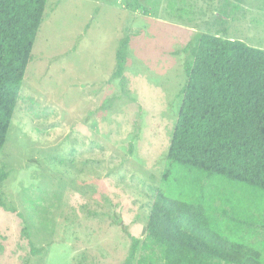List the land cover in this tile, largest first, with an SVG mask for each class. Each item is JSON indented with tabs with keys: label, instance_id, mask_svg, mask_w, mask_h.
I'll return each instance as SVG.
<instances>
[{
	"label": "rangeland",
	"instance_id": "1",
	"mask_svg": "<svg viewBox=\"0 0 264 264\" xmlns=\"http://www.w3.org/2000/svg\"><path fill=\"white\" fill-rule=\"evenodd\" d=\"M202 33L264 50V0H47L0 151V264H124L131 238L132 264H164L146 223L152 189L188 194L162 175ZM215 185L217 225L264 258V202Z\"/></svg>",
	"mask_w": 264,
	"mask_h": 264
},
{
	"label": "trees",
	"instance_id": "2",
	"mask_svg": "<svg viewBox=\"0 0 264 264\" xmlns=\"http://www.w3.org/2000/svg\"><path fill=\"white\" fill-rule=\"evenodd\" d=\"M46 3L0 0V151ZM128 43H119L113 78L126 66ZM184 53L185 81L162 182H186L188 194L172 197L152 189L146 238L162 250L164 264H264L258 249L224 235L215 222L214 198L201 186L225 183L245 191L254 204L264 202V50L202 33ZM138 244L131 238L124 264H132Z\"/></svg>",
	"mask_w": 264,
	"mask_h": 264
}]
</instances>
